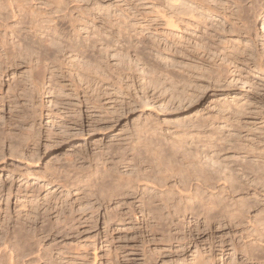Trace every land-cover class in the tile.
I'll use <instances>...</instances> for the list:
<instances>
[{"label": "rangeland", "instance_id": "1", "mask_svg": "<svg viewBox=\"0 0 264 264\" xmlns=\"http://www.w3.org/2000/svg\"><path fill=\"white\" fill-rule=\"evenodd\" d=\"M57 1L59 2L60 0H40V3L43 5H39L40 3H37L36 6L37 5L38 7L41 6L43 9L41 7L40 8L34 7V8H37L35 9L36 11L45 10L46 12H50L53 16H60L58 14L60 11L57 10L58 9L57 6L59 7V3ZM63 1L65 4V5L63 4V6L67 9V11H70V15L72 14L71 16L73 18L75 17L74 21L75 19L77 20V22L80 21V23H78L76 27L79 33L81 34V36L83 34L84 36L86 35L85 25L83 24L84 23L83 18L84 20L85 19L93 20V17L95 20L96 18L97 21H95V23L98 26L99 24H97V22L100 21L98 20L99 19L98 17L104 15L108 19H113V17L115 18L126 17L129 22L131 21V23L136 24L137 28H140L139 26L141 24V27L143 26L144 29L150 31L155 36L162 38L167 36L169 37V29L164 27L165 26V24H163L164 22L158 18L159 16L157 14L158 11L155 10L157 9L156 6H160L158 7L159 9H164L168 5V3L166 2L168 0L166 1L164 0H63ZM209 1L210 0L207 1L209 3V6L210 7L212 6L213 8L212 7L210 8L207 5L208 3L206 4V0L205 2L203 1L205 3V8L209 7L211 12H213L214 15L212 14L211 16H214L216 18V22L218 23L217 26L220 27L210 26L208 30L211 31L213 34L219 36L220 40L222 39L221 42L220 41L216 42L215 47L219 48L222 47L225 43H227L226 46L229 45L231 47L233 45V47H235L236 49H233V51H235V52L232 51L233 54H231L233 58L230 57L231 56L230 55L227 64L224 61L222 62L223 57L221 58L220 55H218L220 58L218 57L209 58L207 56V58L204 59L208 60V62L206 60H205L206 62L200 61V63L204 67L201 65L202 69L201 68L199 69L198 67H200V65L196 64V62H198V58L197 60L192 59V62L194 61L193 63L198 65V67H196V65L193 64V66L191 67L192 70L189 69L188 71H186L184 77L187 78V76H190L191 83H193L191 85L192 87L194 86L193 88L191 86L189 87L188 85L187 87L188 89H186V87L184 86L185 84L181 85L183 83L181 84L179 83L181 87L178 84L176 86H173V88L176 89V93H173L175 92L174 91L175 89L174 90L169 89L167 82H164V77H165L164 75H166L167 69L165 68V66L162 69L161 66L163 64L162 61H159V63L156 62L155 64L153 63V61H151L154 65H156V67L154 66V68L158 67L162 69L160 70L162 73L160 71H157L158 68L153 69L152 66V69L155 70L153 72V70L149 66L148 69L151 70H149V72L145 71V73L146 74L148 73L147 74L148 76L149 74H152V76L148 77L145 74L147 80H145L144 82V86H149V87L147 88L143 86L144 88H142L141 73L138 74L139 71L136 70L134 64L132 63L130 64L131 59L130 61H128L129 59H126L125 63L127 64L123 62L122 65V64H117L115 61H113L112 59L110 60L108 58V61L107 60L106 61L109 63L110 66L109 68L111 70L110 72L113 73L114 76L109 72V70L108 71L104 70V72L99 73L98 75L99 78L96 77L97 75H92L91 77L93 79L91 78L90 82H88L87 84V81L85 82V80L78 82L79 81L78 79L75 80V78L73 76H70L69 73L68 75L67 74L68 71H66L68 69H66L65 65H62V67L61 65H58L60 68L55 67L56 71L54 70V74L58 75V76L55 75V79L57 80V81L55 80L56 81L55 83L57 84L54 86L56 88L52 87V90L50 89V85H49L50 83L47 82L48 81L47 79H50L48 78L50 76L47 77V75L49 74L46 73L43 96L38 95L34 98L35 100L33 99L30 102L25 101L23 98L20 99L19 97V99H17L16 102L17 93L11 94V87L13 85V81H14L13 79L15 80L26 79L27 75L25 73H27L28 71V67H26L27 66L26 62L23 61V58L15 59L16 61L20 60L18 62L19 63L18 68L20 70L18 68L14 70L13 69L14 67L12 68H10L9 66L6 67L5 63L0 65V70L1 69L7 70V71L4 70L0 71V81L3 83L2 84L0 82L1 83L0 84V89H1L0 90V98H1L0 99V104H1L0 131H3L2 135L3 133L5 134L3 135L5 139L3 138L2 135H1L2 140L0 137V145L2 144V146H4L3 148L2 146H0V148L3 149V150L0 149V236L1 237L4 235V232L11 233L14 231L12 229H14L15 227H16L15 229H18L17 225L19 226L21 224L19 228L20 227L24 228V225H26L24 228L25 231L24 230L23 231L28 233L29 235H32L31 232H34L32 237L33 236L35 237L34 234L38 236L37 239L40 242L39 247L40 248L42 247L41 249L43 250L46 249L47 251L46 254L48 255V257L54 260L53 264H195L194 258L197 256L198 252H201V255L204 257L205 264H260L259 261L247 260L246 256H244L243 254V252H245L246 250L243 249L244 248L243 246L245 244L248 246H253V244H255L254 242H252L253 238H249L250 240L248 238H247L248 240L246 238L244 239L243 235L238 232V229L235 228L234 229L229 228V230H225L224 235H226L225 239L228 241V243L230 244L231 242H233L237 246L238 250L237 249L234 250L236 246L233 248L234 245L232 247L228 245L226 249L223 251L219 247H217L214 253L211 254L210 251H208L210 250L209 246L204 245L205 242L209 240V237L205 235L206 238L205 236H202L203 239L202 242H200L198 248L196 247V245L194 246L192 244L191 246H189L188 251L184 252V250H182L184 249L183 248L184 244L190 239L191 235L194 234L196 236L198 232L196 229L198 228L195 219L192 218V216L188 215L184 219L175 216V211L177 210V205L180 200L177 198L174 199V196L172 195H169L167 197V202H162V201L155 202L153 207L158 209V211H160V214H157L156 217L158 216V218H154L153 221L152 219H150L151 216L150 218L149 216L145 218L143 217L144 215L142 214V211H144L145 209L144 208L142 209V203L138 198L139 196L138 197L134 196V198H123L124 196L121 197V195L127 191L126 185H128V184L123 185V183H127L128 180V179L127 180H123V179H126L128 177L129 178L131 177V179L134 178V176L138 174L137 170L141 174L149 175L153 180H155L157 179L159 172L161 173V171H164L167 167L180 165L179 157L176 159L177 162H174V159L170 161L168 160L162 161L161 157L156 156L157 153L156 151H153L150 148L147 149L146 147L151 146V148H154V146L157 145V142L168 143L170 142V140L173 143H177L181 140V138L183 137V133L185 132V129H188V127L189 130H191L195 134L196 132L195 125L197 124V122L200 121V120L197 121L198 118L199 119L201 118L202 120L205 117L209 116L205 119H210L213 117V115L218 113V111L220 112L221 109L219 107L218 102L220 103L222 102L223 105H225L224 103H226V105L228 106L231 105L232 107L230 106L229 109L231 110L229 111L228 108L223 110L224 112L227 110L229 113L228 112L224 113L221 110L222 113L220 112L221 114L218 113V116L216 117L217 115L216 114L214 117L218 118L221 116L224 118H228V116L231 114L229 116V119L233 120V123L237 122L234 124L237 125L238 129L239 127L242 126V130L241 128L239 129L241 133L240 140L242 144L244 142V144H247L246 146H252L253 148L256 147L255 149L258 150L261 149L262 145L264 146V138H262L263 136H260L262 135V133L261 134L259 133V130L260 132L264 131V72H263L264 63H262L264 62L263 60L264 59V0H239L240 2L238 0L235 1L211 0L210 2ZM225 1L226 4L225 3L223 4V2ZM236 1H238L237 2L238 4L237 3L235 4ZM199 2L201 1L199 0ZM191 4L192 3H190L189 1L182 2L181 0H178L177 2V5H180L179 9H182V7L183 8L197 7L196 5L194 4L191 5ZM32 5L33 3L30 2L27 3V5H25V11H27L29 7H31ZM92 5L93 7L94 6L95 7L93 8ZM217 5L219 6L217 7ZM231 5L234 6L232 7ZM214 7L216 8V10ZM87 8L89 11L87 10ZM91 8H93L94 11ZM238 8L241 9L239 10ZM79 10L82 11L83 13L82 12L79 13ZM86 10L88 11L87 14H85ZM100 10L103 12H100ZM226 10H228L229 12L228 11L226 12ZM154 11L156 13H154ZM200 11L201 9L198 11V13L202 14V11L201 12ZM106 13L108 14L106 15ZM112 13L113 14L118 13V14L113 16ZM203 13L205 16L204 19L207 18L208 20H210L211 16L209 18L206 12ZM236 13L238 15H236ZM30 14L31 16L29 14H28L29 16L28 15L21 16L20 14L15 16L12 20H10L9 25L12 24L10 26H12L14 30L22 29L24 31L23 33L30 32V30H32V27L38 25L40 21L38 19V24L34 23L32 20L36 18L35 17L36 15L32 13ZM83 14L86 16H84ZM224 15H230V16H224ZM71 16H69V19H71ZM128 16L131 17L129 18ZM154 18L156 19V21ZM198 18L199 17H197V19ZM226 18H228L229 21ZM199 20H203V19L200 18ZM147 21L149 24L147 23ZM230 21L232 22L233 25L230 24L231 23ZM15 22L18 23L20 22V24L19 25L15 24ZM69 22L70 21L67 19V21L65 20V23L64 21L60 23L61 28L64 29L65 32L66 31L70 32L71 30L70 27H68ZM195 22L197 23V20ZM220 23L222 24V26L224 24V26L222 27ZM199 24L200 27H204V25L202 26L201 22ZM156 26L159 27L157 28ZM216 28L220 30H216ZM154 30H156V32ZM83 31L85 32L83 33ZM194 31L198 32V29H195ZM220 31L223 32L228 31L229 33H225V32L221 33ZM31 35L32 34H30V37H32ZM235 37H237V41ZM232 38L236 42L235 41L233 42ZM224 40L227 42H225ZM222 42L225 43L223 44ZM228 42L231 43L228 44ZM243 43L245 46L243 45ZM236 50L237 53L239 52L238 54H234L236 53ZM255 50H257L258 52ZM190 53L193 54V52H189V54ZM261 53L262 55H260ZM257 54L260 57L262 56L263 57L260 58ZM162 56L165 55L162 54ZM248 57L250 59H248ZM212 58L214 60H217L216 63L214 60H212ZM22 61L25 63H23ZM219 61L222 62L221 66L217 64L220 63ZM255 61L256 62L261 61L259 63H261L263 66L261 64L258 65V63H255ZM211 62H214L213 63L214 65H212ZM112 63L116 64L117 67H115L116 65L114 66V64ZM158 64L161 67L157 66ZM255 64L257 65L255 66ZM211 65L215 66L217 69L220 68L217 71H221L222 70L221 68L225 65H227V67L229 66L228 67L229 69L225 66L224 67L225 69H223L222 71L224 72L225 70L224 73L226 74L222 72H218L219 74L221 73L219 75L217 71L214 70L216 68L211 67ZM235 65L238 67L240 66L239 69L238 68L236 69ZM1 66L3 68H1ZM126 66H128L130 69H128ZM258 66H262L261 68L263 69V71ZM26 68L27 71H25ZM61 69L64 70L63 72L66 71L65 73H62V75L59 74L62 72ZM118 69H120V73L118 72ZM124 69H128L129 71L132 70L134 72L136 71L137 73L136 72H135L136 74L132 73V71L131 73L130 72L127 73V70L125 71ZM116 70L117 72H115ZM193 70H195V72ZM210 70L215 71L218 74L217 77L219 76V79L215 81L216 83L210 78V76H208L209 75L208 71ZM247 70L248 72H246ZM174 71H175V75H178L180 73L177 69ZM203 71H206L207 73ZM251 72L253 73V75ZM108 73H110L112 76H110V74ZM154 73L155 75L153 76ZM234 73L237 75H234ZM132 74L135 78L132 76ZM143 74L144 73H142V75ZM244 74L247 75L244 76ZM65 75L66 77L64 79ZM102 75L107 76L106 79L104 77L101 80L100 77H103ZM151 77H152L151 79L152 82L150 80ZM199 77H201L202 79L205 78L207 82L203 81ZM71 78L74 79L72 80L74 81L73 84L72 81H70ZM116 78H120V79H116ZM131 78L133 79L132 81ZM123 79H126V81ZM153 79L156 80L158 79V81L154 80L155 82L153 83ZM116 80H118V82ZM161 80H163L162 81L163 83H160ZM209 80L210 83L208 82ZM119 81H124V82H122L123 84L121 83L119 84ZM227 81L230 84H228ZM247 81L249 82L248 84L249 86L247 85L248 83ZM133 82L135 84H133ZM147 82L150 85H148ZM213 82L215 83V85H213ZM221 82L222 83L224 82L223 83L224 85ZM233 82L235 84H233ZM74 83L76 84L74 85ZM89 83L91 86L89 85ZM200 83L202 86L198 85ZM217 83L218 85H216ZM196 84L198 85V87H196L197 86ZM210 84L213 85L214 87L211 86ZM220 84L223 86H219ZM78 85L81 88L78 87V89H76ZM226 85L227 87H225ZM216 86L217 87L219 86L220 88L218 87V90H216L215 89L217 88ZM260 86L263 89L259 88ZM73 88L74 90L76 89L75 92ZM196 88L197 89L199 88L198 89L199 91ZM141 89L143 90L141 91ZM182 89L184 90V92L182 91ZM180 90L183 93H181ZM46 91H51V92H46ZM64 92H66L67 94ZM85 92L86 93L88 92V94L86 95ZM188 92L189 94H187ZM64 94H66V96ZM144 94L146 95L148 94L149 96L148 95L144 96ZM182 94L185 97L182 96ZM52 95L55 96L52 97ZM58 95H60L61 98ZM200 95H204V96H200ZM56 96H58L59 98ZM10 97H12V99ZM55 97L57 98V100H55L56 99ZM69 97L71 98V100ZM219 97H221V99H219ZM3 98L4 99L6 98L7 100L6 99L4 100ZM8 99L10 101H8ZM153 99H155L156 101ZM235 99H237V101ZM215 100H217V103ZM212 101L214 102V104L212 103ZM1 102H3V104ZM32 102L35 103L38 107V108L36 107L37 108L36 109L35 108L36 105L34 106L35 110H37L34 113H32L33 109L31 108L33 105ZM238 102L239 103L242 102L243 105L247 107L245 108L243 106V108H241L242 103L239 104ZM14 103L17 107H15ZM22 103L25 104L28 103V104L24 105ZM234 103L238 107H236ZM21 105H23V107H21ZM51 105H52L51 107L52 109L49 108L48 111V107H50ZM55 105L58 106L55 107ZM24 106L25 109L28 108L29 110L23 109ZM215 106L217 107V109ZM39 107H42L41 108L42 110ZM153 107H155L154 108L155 110L153 109ZM235 107L237 109L241 108V110H237V109L235 110L234 109ZM212 108L215 109L213 110ZM19 109L21 112L19 111ZM242 109H243V113H242ZM23 111H26V113L28 112V114H25V112ZM13 112L16 114H13ZM57 112L60 114H58ZM80 112L82 115L80 114ZM239 112H241L240 116H239ZM31 114L33 115L35 114V117L37 118H34V116ZM58 115H60V117H58ZM80 115L82 118H80ZM16 121H18V123H16ZM90 121H94V122H90ZM87 122L90 123L88 124ZM11 124L14 126H12ZM190 124L195 128L193 127V129H191L192 127ZM150 129L151 130L156 129L158 131L155 130L156 133H154L153 130L150 132ZM145 130H146V134L144 132ZM147 130L149 131L150 136L149 133H147ZM5 131L8 132L9 134L11 133L12 135H14L16 139L14 138L15 140L13 139L12 141L13 136L11 137V134L10 135L8 134V136L10 137L6 136ZM67 132L68 134H64ZM246 132L248 133L247 134L248 136L246 135ZM242 134L244 135V139L242 137L243 136ZM154 135L155 136L157 135V137H155ZM160 136H162L163 140H161ZM163 136H165L166 138ZM6 137H8V139ZM143 138L146 140L145 143L143 142L144 140ZM157 138L158 139L160 138V141ZM245 139H247V141ZM10 140L12 143L10 142ZM154 140L155 141L157 140V142H154ZM15 141L17 142L16 144L14 143ZM151 142H154L155 144ZM146 143L148 145H146ZM11 144L14 148L17 147L15 149V153L13 151L14 148L11 147ZM151 144L154 145L152 146ZM257 144L259 146H257ZM263 146L261 150L264 149ZM16 150L18 153L16 152ZM11 152L13 153L12 155ZM22 152L23 154H21L22 156H20L19 153ZM126 166H127L126 169L129 168L128 170L125 169ZM131 172L132 173L134 172L133 173L134 176L131 175L132 174ZM122 181L124 182L122 183ZM134 182H136V180ZM173 183L174 182H171L170 185ZM120 184L126 188L124 189V187H120ZM144 187H149V191H150L149 193L152 195L159 194V192H157L158 190L153 189V187L150 186L149 184L144 185ZM120 188L123 190L121 191ZM17 191H19V193ZM117 191L118 192L121 191V192L118 193ZM115 194H119V197L116 198V196L118 195ZM110 195H111V199H110ZM254 200H257L261 204L257 203V207L255 206L256 210L251 209L249 211L253 216L258 214L257 213L258 210L261 212L262 209H264V195L262 194L255 196L249 195L248 201L253 204H256ZM129 204H131V206ZM132 205L134 206V208ZM129 206L132 207V209ZM179 206H181V203ZM133 209L138 214L137 215L138 220H136V218H133L134 216H132L133 213H131V211ZM107 212L110 214H108ZM262 213H263L262 216H264V211H262ZM65 217L69 219H66ZM58 218L60 223L59 221H57ZM40 220L42 221V223H40ZM62 220L67 221L70 224L68 226L71 227H69L68 229V226L66 227L65 223H63L64 225H61ZM71 220L73 221V224ZM56 222L59 223L60 225L57 226L58 224H56ZM11 225L15 227L12 228ZM30 227L32 228L30 229ZM33 227H35V229ZM26 228L28 229V232ZM71 228L73 229L72 231L70 230ZM41 229H43L42 232L40 231ZM215 229H217V227L213 226L214 232H216ZM59 231H61V234ZM65 235H67V237ZM44 237L46 239H44ZM173 237L175 239H173ZM40 239L41 240L44 239L42 240L43 242ZM62 242L64 243V245ZM52 245L53 247H51ZM47 247H51L53 251L51 249L49 250V248ZM38 264H42V263H38Z\"/></svg>", "mask_w": 264, "mask_h": 264}, {"label": "bare ground", "instance_id": "2", "mask_svg": "<svg viewBox=\"0 0 264 264\" xmlns=\"http://www.w3.org/2000/svg\"><path fill=\"white\" fill-rule=\"evenodd\" d=\"M164 1H166V0H164ZM181 1L182 2L183 1L184 2L189 1L190 3L196 5L197 7L196 8H187V7L183 8L181 6L182 9H179L180 5H177L178 0H168V1H166L168 3V5L164 9H159L158 7H160V6H156V8L159 9V10L155 9L156 11H158L157 12V14L159 15L158 18L161 21L164 22L163 23V24H165L164 27L169 29V37L167 36V37L162 38V37H158V36L153 35L150 31H147L146 29H144L143 26L141 27V24L139 26L140 28H137L136 24L131 23V21L129 22L126 17L125 18H119V17L115 18V17H113V19L115 18L113 20V19H108L104 15L98 17L99 18L98 20H100L99 22H97V24H99L98 26L95 23V21H97L96 18H95V20H94V17H93V20L92 19H85L84 20V18H83L84 23L83 22H81V23H83L85 25L86 35L84 36V34H83L82 35L83 37H82L81 34L79 33V31L77 30V27H76V25L78 23H80V21L77 22L76 19L74 21L75 17L73 18L71 16L72 14L70 15V11H67V9L63 6V4H64L63 0H60L59 2L57 1L59 3V7L56 5L57 8H58L57 10L60 11L58 13L60 16H53L50 12H46L45 10L44 11L37 10V11H39V12H37L35 10L37 8H34V7H38V5L36 6V4L40 3V0H0V65L5 63L6 67L7 66H9L10 68L14 67L13 69L15 70V69H17L19 67V63L18 62L20 61V60L16 61L15 59L23 58V61L26 62V65H27L26 67H28V71H27V68L25 70V71H27V73H25L27 75L25 80H22V79H16L15 80V79H13L14 81H13V85L11 87V94L12 93L13 94L17 93L16 94V96H17L16 102H17V99H19V97H20V99L23 98L25 101H29L30 102L38 95L43 96L44 95V88H45L44 81H45L46 73L49 74V75H47V77L50 76V77H48L50 79H47L48 80L47 82L50 83L49 84L50 85V89L52 90V87L54 88L55 87L54 85L57 84V83H55L57 80L55 79V75L56 74H54V70H55V67H59L58 65H61V67H62V65H65L66 69H68V70L65 69L66 71H68L67 74L69 73L70 76H73L75 78V80L78 79L79 80L78 82H81V81L85 80V82L87 81V84H88V82H90V80L92 78L91 77L92 75H97L96 77L99 78L98 75H99L100 72L102 73V72H104V70H107V71L109 70V72L111 71L110 68H109L110 67L109 63L107 62L108 58L110 60L112 59L117 64H122V65H123V62L125 63L126 59H129L128 61H130V59H131L130 64L131 63L134 64V67L136 68V70L139 71L138 74L141 73V80H142V85L141 86H142V88H144V87L148 88L149 87V86H144V82H145V80H147L146 77H145V74H146L145 71L149 72V70L152 69V66H153V69H157L158 67L154 68V66L156 67V65H154V64L156 62L159 63V61L163 62V64L161 65L162 69H163L164 66L167 69V71L165 70L166 71V75H164L165 77L164 76H162V77H164V82H167L169 89L174 90L175 88H173V86H176L177 84L180 86L181 83H183L181 85L185 84L184 86L186 87V89H188L187 88L188 85H189V87L190 86L192 87L191 84H193V83H191L190 76H187V78L184 77L185 76V72L188 71L189 69L192 70L191 67L193 66V64H195V63H193L194 61L192 62V59H194V60L196 59L197 60V58H198V62H196V64L200 65V67H198V65H196V64L195 65L199 69L203 66L200 63V61H202V62H206L207 61L208 62V60L204 59V58H207V56L209 58L210 57H218V58H220V57L222 58L223 57L222 62L224 61L227 64L229 56L231 54H233V52H235V51H233V49H236V48L233 47V45L231 47L229 45L226 46L227 43H225V42H227V41H225V40H224L225 44L223 42L222 43L224 45L221 44V45H223L222 47H219V48L215 47L216 42L217 41L221 42L222 39L220 40L219 36H217L216 34H213L211 31L208 30L210 28V26H217L218 25V23L216 22V18L214 16H211L213 14V12H211V10L209 9L210 6H209V3L207 2L208 0H206V4L208 3L207 5L209 6L207 8H205V3H204L205 0H203L204 2L202 0H200L201 2H199V0H181ZM226 1L223 2V4L224 3L226 4ZM238 1H236L235 4ZM29 2L33 3V5L31 7H29V9L27 11H25V5H27V3H29ZM94 4H96V3H94ZM39 5H43V4L40 3ZM186 5H187V3H186ZM188 5H190V4H188ZM213 5H215V4H213ZM218 6L219 5H217V7ZM40 7L41 6H39L38 8H40ZM92 7H93V5H92ZM103 7H101V8H103ZM153 7H155V6H153ZM236 7H237V5H236ZM93 8H91V9L93 10ZM101 8H99V9H101ZM76 9H77V7H76ZM97 9H98V7H97ZM200 9L202 11V14L198 13V11ZM238 9L240 10L241 8H238ZM87 10H88V8H87ZM87 10H86L85 14H87V12L89 11V10L88 11ZM215 10H216V8H215ZM228 10H226V12ZM95 11H98V10H95ZM109 11H107V12H109ZM80 12H82V11L79 10V13ZM100 12H103V11L100 10ZM203 12H206L208 14L207 16L209 18L211 16L210 20H208L207 18L204 19L205 16H204ZM30 13L36 15L35 16L36 18H34V20H32L34 23L38 24V19L40 20L38 25L32 27L33 31L30 30V32H28V33H26V32L23 33L24 31L22 29H18V30L15 29L14 30L12 28V26H10L12 24L9 25L10 20H12L15 16H17L19 14L21 16H25V15L27 16L28 14L31 16ZM154 13H156V12L154 11ZM107 14L108 13H106V15ZM117 14H113L112 13L113 16L117 15ZM240 14H241V12H240ZM236 15H238V14L236 13ZM69 16H71V19H69ZM84 16H86V15H84ZM89 16H90V14H89ZM224 16H230V15H224ZM197 17H199V18L197 19ZM231 17H232V15H231ZM200 18H202L203 20H199ZM238 18H240V17H238ZM67 19L70 21L69 22V26H68L71 29L70 32H68V31L65 32V30L62 29L61 26H60V23L63 22V21L65 23V20L67 21ZM78 19H80V18H78ZM226 19L229 21L228 18H226ZM196 20H197V23L195 22ZM219 20H218V22H219ZM148 21H149V19H148ZM148 21H147V23H148ZM155 21H156V19H155ZM200 22H201L202 26L204 25V27H200V24H199ZM139 23H138V25H139ZM15 24L19 25L20 22L19 23L15 22ZM230 24H232V22ZM230 24H229V26H230ZM157 25H158V23H157ZM220 25L222 26L221 23H220ZM232 25H231V27H232ZM223 26H224V24H223ZM156 27L158 28L159 26H156ZM217 27H220V26H217ZM195 29H198V32L194 31ZM216 30H220V29L216 28ZM225 30H226V28H225ZM154 31L156 32V30H154ZM84 32L85 31H83V33ZM220 32L222 33L223 31H220ZM225 33H229V32L226 31ZM30 34H32L31 35L32 37H30ZM230 34H232V33H230ZM235 38H236V41H237V37H235ZM232 40H233V38H232ZM234 41L235 40H233V42ZM220 42H218V43H220ZM229 43H231V42H228V44ZM239 43H236V44H239ZM244 43H243V45H244ZM242 49H243V47H242ZM255 49H256V47H255ZM248 51H249V49H248ZM255 51H257V50H255ZM187 52H188V54H187ZM189 52H193V54L192 53L189 54ZM240 52H242V51H240ZM238 53H237V50H236V53H234V54H238ZM162 54H164L165 56H162ZM130 55H132V56H130ZM218 55H220V57ZM260 55H262V53ZM230 57H232V55ZM249 57H248V59L251 58V57L250 58ZM259 57H258V59H259ZM262 57H260V58H262ZM212 60H214V59L212 58ZM151 61H153L154 64ZM214 61L216 63L217 60H214ZM25 62H23V63H25ZM222 62L217 63V64H219L221 66ZM259 62H261V61H259ZM259 62L255 61V63H258V65H260L261 63H259ZM211 63H212V65H214L213 64L214 62H211ZM262 63H264V62H262ZM112 64H114V63H112ZM125 64H127V63H125ZM115 65L116 64H114V66ZM212 65H211V67L216 68L215 66H212ZM256 65L257 64H255V66ZM2 66H1V68H3ZM21 66H23V65H21ZM149 66L151 67V69H148ZM157 66H159V64ZM161 66H159V67H161ZM225 66L227 67V65H225ZM225 66H223L221 69L222 70L225 69L224 68ZM233 66H232V69H233ZM262 66H258V67L261 68ZM115 67H117V65ZM126 67L128 69H130L128 66H126ZM207 67H209V66H207ZM239 67L236 66V69L237 68L239 69ZM10 68H8V69H10ZM135 68H134V70H135ZM263 68H264V66H263ZM120 69H118L119 73H120ZM128 69H124V70L125 71L127 70V73L128 72L131 73L132 70L129 71ZM162 69L158 68L157 71H160ZM176 69L180 72L178 75H175V71L174 70H176ZM194 69H195V67H194ZM218 69H220V68H218ZM218 69L216 68L214 70L217 71ZM3 70L1 69L0 71H3ZM112 70H114V69H112ZM222 70L221 71H217V73L218 72L224 73L225 70H224V72ZM4 71H7V70H4ZM59 71H60V69H59ZM63 71L64 70H62V72L59 73V74L62 75V73L66 72V71L65 72H63ZM142 71H144V72H142ZM154 71L155 70H153V72ZM193 71L195 72V70H193ZM262 71H263V69H262ZM115 72H117V70ZM135 72L132 71V73H135ZM203 72H206V71H203ZM208 72H209L208 76H210V78L214 82L219 79V76L217 77V75L219 73L217 74L213 70H210ZM246 72H248V70ZM110 73H108V74H110ZM142 73H144V74L142 75ZM235 73H234V75H237ZM111 74H113V73H111ZM111 74H110V76H112ZM147 74H146V76H148ZM224 74H226V73H224ZM224 74H222V75H224ZM68 75H67V77H68ZM106 75H107V73H106ZM115 75H117V74H115ZM154 75H155V73L153 74V76ZM231 75H233V74H231ZM239 75H240V72H239ZM246 75L244 74V76H246ZM252 75H253V73H252ZM56 76H58V75H56ZM102 76L103 77H100L101 80H102V78L105 77V79H106V77H107V76H104V75H102ZM113 76H114V74H113ZM132 76H133V74H132ZM149 76H152V74H149ZM158 76H160V75H158ZM17 77H15V78H17ZM19 77H22V76H19ZM65 77H66V75L64 76V79H65ZM195 77H198V76H195ZM199 78H201V77H199ZM238 78H240V77H238ZM116 79H120V78H116ZM126 79H123V80L126 81ZM151 79H152V77L150 78V80ZM204 79H202V80L206 81V79L205 80ZM68 80H70V79H68ZM72 80H74V79L71 78L70 81H72ZM132 80L133 79L131 78V81ZM134 80H136V79H134ZM154 80H156V79H153V83L155 82ZM210 80L208 81L209 83H210ZM116 81L118 82V80H116ZM116 81H115V83H116ZM156 81H158V79ZM162 81L163 80H161L160 83H163ZM73 82L74 81H72V84H73ZM94 82H96V81H94ZM113 82H114V80H113ZM122 82H124V81H119V84L120 83L123 84ZM151 82H152V80H151ZM214 82H213V85H215V83H216V82L215 83ZM229 82H230V79H229ZM234 82H233V84L236 83V82L235 83ZM76 83H77V81H76ZM76 83H74V85ZM227 83H228V81H227ZM239 83H240V81H239ZM69 84H71V83H69ZM133 84H135V83L133 82ZM228 84H230V83H228ZM248 84H249V82L247 83V85ZM59 85H62V84H59ZM89 85H90V83H89ZM130 85H128V86H130ZM148 85H150V84L148 83ZM159 85H161V84H159ZM198 85H201V83L198 84ZM198 85L196 87H198ZM213 85H211V86H213ZM216 85H218V83ZM223 85L220 84L219 86H223ZM227 85L225 87H227ZM8 86H10V85H8ZM184 86H182V87H184ZM229 86H231V85H229ZM235 86H237V85H235ZM78 87H80V86L78 85L76 89H78ZM218 87L215 88V89L218 90ZM47 88H49V87H47ZM74 88H75V86H74ZM74 88H73V90H74ZM82 88H83V86H82ZM147 88H145V89H147ZM259 88H261V86ZM76 89L74 90V92L76 91ZM183 89H182V91L184 92ZM221 89H223V88H221ZM261 89H263V88H261ZM142 90L143 89H141V91ZM172 90H171V92H172ZM145 91H144V93H145ZM174 91L175 92H173V93H176V89ZM46 92H51V91H46ZM83 92H84V90H83ZM180 92H181V90H180ZM183 92H181V93H183ZM64 93H66V92H64ZM178 93H179V90H178ZM203 93H205V92H203ZM203 93H201V94H203ZM66 94H64V95L66 96ZM87 94H88V92L86 93V95ZM187 94H189V92ZM55 95H56V93H55ZM145 95L146 94H144V96ZM172 95H174V94H172ZM190 95H191V93H190ZM54 96L52 95V97H54ZM58 96L60 97V95H58ZM58 96H56V97H58ZM182 96H184V95L182 94ZM200 96H204V95H200ZM10 98L12 99V97H10ZM65 98H67V97H65ZM219 99H221V97H219ZM55 100H57V98ZM70 100H71V98H70ZM153 100H155V99H153ZM235 100L237 101V99H235ZM8 101H10V100L8 99ZM13 101H14V99H13ZM151 101H152V99H151ZM215 101L217 103V100H215ZM22 102H24V101H22ZM242 102H240V103H242ZM1 103L3 104V102H1ZM19 103H21V102H19ZM89 103H90V100H89ZM212 103L214 104L213 101H212ZM218 103H219V107H220V109L222 111L227 109V108H228V111L231 110V109H229L231 105L228 106V105H226V103H224L225 105H223L222 102H221L222 104L220 102H218ZM22 104L27 105L28 103H26V104L22 103ZM14 105H15V103H14ZM35 105L36 104L33 103L32 107H31L33 109L32 110L33 112L31 111L32 113L37 111V110H35L37 105L36 106ZM52 105H53V103H52ZM52 105L50 107H48V111H49V108L52 107ZM34 106H35V108H34ZM57 106L55 105V107H57ZM235 106H236V104H235ZM243 106L244 105L242 103L241 104V108H243ZM15 107H17V106L15 105ZM21 107H23V105H21ZM45 107H47V106H45ZM151 107H152V105H151ZM236 107H238V106H236ZM236 107L234 108L235 110L237 109ZM13 108H12V110H13ZM39 108L41 109L42 107H39ZM154 108L155 107H153V109ZM241 108L237 109V110H241ZM23 109H25V106H24ZM27 109H25V110H27ZM216 109H217V107H216ZM221 110H220V112H221ZM19 111H20V109H19ZM86 111H87V109H86ZM228 111L226 110L225 112L227 113ZM23 112H25V114H28V112L26 113V111H23ZM214 112H216V111H214ZM220 112L218 111V113H220ZM218 113H216L217 115L215 114L216 117L218 116ZM240 113L241 112H239V116H240ZM242 113H243V109H242ZM244 113H245V111H244ZM13 114H16V113L13 112ZM58 114H60V113H58ZM80 114H81V112H80ZM212 114H214V113H212ZM31 115H33V114H31ZM78 115H79V113H78ZM81 115H80V118H82ZM215 115H213V117ZM232 115H233V113H232ZM234 115H237V114H234ZM33 116H34V118H37V117H35V114ZM37 116H40V115H37ZM89 116H90V114H89ZM229 116H228V118H224V117L220 116L221 118L220 117H218V118H215V117L213 118L212 117L210 119H205V118L209 117V116H207V117H205L202 120H201V118L200 119L198 118L197 121H199V120L200 121L199 122L196 121L197 124L195 125V127H196L195 134L191 130H189V127L187 126L188 129H185V132L183 133V137L177 143H173L170 139H169L170 142L167 141L168 143H165V142H162V143L159 142L158 143L157 140L156 141L154 140V142H157V145H155L154 148H151V146H148V147L145 146L147 149L150 148L153 151H156L157 152L156 156L157 157H161L162 161H164V160L170 161V160L174 159V162H177L176 159L179 157L180 158V165L167 167L164 171H161V173L159 172V174L157 176V179H155V180H153L151 178V176H149V175L141 174L138 170H137L138 174H136V176L133 175L134 172L133 173L131 172L132 173L131 175L134 176V178H132V179H134V180H132L131 177L130 178L128 177L126 179L122 178L123 180H127L128 179L127 183H123L124 181H122L123 185H125V184H128V185H126V187H127L126 188V187H124V186H122L120 184V187H124V189L126 188V190H127L125 193H123V192H122L123 194L121 193L122 194L121 197L124 196L123 198H134V196L135 197L139 196L138 198L140 199V202L142 203V209L143 208L145 209L144 211H142V214L144 215L143 217L145 218V217L149 216V218H150V216H151L150 219H152V221H153L154 218H158V216L156 217V215L160 214V211H158V209L153 207L155 202L156 201L167 202V197L169 195H172V196H174V199L177 198V199L180 200L178 202V205H177V210L175 211V216L183 218V219L186 216H188V215L192 216V218L195 219V222H196V225H197V228H198V229H196L198 231L196 236L194 234L191 235L190 239L189 240L187 239L188 241L184 244V247L182 246L184 248V249H182V250H184V252L185 251L187 252L189 246H191L192 244L194 246L196 245V247L198 248L200 242H202V239H203L202 236H205V235H207L209 237V240L206 241L204 245L205 246L206 245L209 246L210 250H208V251H210L211 254L214 253V251H215V249L217 247H219L222 251L225 250L228 245L231 246V247L234 245L233 246V248H234L236 245L233 242H231L230 244L228 243V241L225 239L226 235H224V231L225 230H229V228H231V229L235 228V229H238V232L243 235L244 239L245 238L246 239L247 238L248 239L249 238H253L252 242L255 243V244H253V246H248L246 244H245L246 246L245 245L243 246L244 247L243 249L244 250L246 249L245 250L246 253L243 252V254H244V256H246L247 260H249V261H259L260 264H264L263 263L264 262V216H262V214H263L262 211H264V209H262L261 212L258 210L257 213L258 214L260 213V214L259 215L257 214L255 216H253L249 211L251 209H255L256 210L255 206L257 207V203L261 204L260 202L257 201L258 198H260V197H258L257 200H254L256 202V204H253V203L248 201L249 195H254V196L255 195H261V194L264 195L263 194L264 193V191H263L264 190L263 189L264 188V149L261 150L263 145L261 146V149L258 150V149H255L256 147L253 148L252 146H246L247 144H244V142L242 144L241 140H240L241 139V133L239 131L240 128L242 130V126L239 127V129H238L237 125L234 124V123H237V122L233 123V120L229 119ZM239 116H238V118H239ZM58 117H60V115H58ZM234 117H237V116H234ZM87 118H88V116H87ZM9 120H10V117H9ZM32 120H33V118H32ZM90 122H94V121H90ZM16 123H18V121H16ZM7 125H8V122H7ZM35 125H36V123H35ZM5 126H6V124H5ZM12 126H14V125H12ZM32 126H33V124H32ZM238 126H239V123H238ZM191 127H192L191 129H193L194 126L191 125ZM67 130H69V129H67ZM152 130L150 129V132ZM155 130H153L154 133H156ZM156 131H158V130H156ZM0 132H1L0 133V137H1L3 131H0ZM144 132L146 134V130ZM254 132H256V131H254ZM263 132L264 131L260 132V130H259V133L260 134L262 133V135H260V136H263L262 138H264V133ZM147 133H149L148 130H147ZM8 134L9 133L6 132V136H8ZM64 134H68V132L64 133ZM145 134H144V137H145ZM247 134L248 133L246 132V135ZM251 134H253V133H251ZM3 135H5V134L3 133ZM149 136H150V133H149ZM8 137H10V136H8ZM8 137H6V138L8 139ZM11 137H12V141H13L15 136L11 134ZM155 137H157V135ZM160 137H161V140H163L162 136H160ZM163 137H165V136H163ZM242 137L244 139V135ZM3 138H4V136H3ZM165 138H164V141H165ZM247 138H249V137H247ZM254 138H252V139H254ZM1 140H2V137H1ZM144 140H143V142L145 143L146 140L145 141ZM158 140L160 141V138ZM245 140L247 141V139H245ZM6 141H8V140H6ZM251 141H253V140H251ZM10 142H11V140H10ZM154 142H151V143H154ZM14 143L16 144L17 142L15 141ZM262 143H263V141H262ZM154 144H151V145L153 146ZM146 145H148V144L146 143ZM0 146H2V144ZM257 146H259V145L257 144ZM3 147L4 146H2V148ZM11 147H13L12 144H11ZM2 148H0V149H2ZM16 148L13 149L14 153H15V149ZM11 151H12V149H11ZM16 152H17V150H16ZM9 153H10V151H9ZM12 154L13 153L11 152V155ZM19 154H20V156H22L21 154H23V152L19 153ZM126 168H127V166L125 167V169ZM128 169H126V170H128ZM129 179L132 180V181H130ZM135 180H136V182H134ZM128 181H130V182H128ZM171 182H174L173 184H171L172 186L170 185ZM118 183H119V181H118ZM142 183H144V184H142ZM147 184L152 186L153 189L158 190L157 192H159V194L158 195L150 194L149 193L150 192L149 191V187H144V185H147ZM10 186H12V185H10ZM8 188H10V187H8ZM8 188H7V190H8ZM11 190H12V188H11ZM122 190L123 189H121V191ZM8 192H10V191H8ZM17 192L19 193V191H17ZM120 192H118V193H120ZM115 195H118V196H116V198L119 197V194H115ZM110 199H111V195H110ZM112 200H113V197H112ZM180 203H181V206H179ZM129 205L131 206V204H129ZM130 208L132 209V207H130ZM133 208H134V206H133ZM131 209H129V210H131ZM133 210L131 211V213H133L132 216H134L133 218H136V220H138V217H137L138 214L135 212V210L134 211ZM108 214H110V213H108ZM59 216H61V215H59ZM108 218H109V216H108ZM66 219H69V218H66ZM178 220H179V218H178ZM57 221H59V218L57 219ZM61 222H62L61 225H64L63 223H65L66 227L68 225H70L65 220H62ZM40 223H42L41 220H40ZM59 223H60V221H59ZM59 223L56 222V224H58L57 226L60 225ZM72 224H73V221H72ZM19 226L17 225L18 229H15L16 227L12 226V228L15 227L14 229H12V230H14L13 232H11V233H5L4 232V235L2 237L0 236V264H35V263H37V264L38 263L53 264L54 260L48 257V255L46 254L47 253L46 249L43 250V249H41L42 247L41 248L39 247V245H40L39 243L40 242L37 239L38 236H36V234H34L35 237L34 236L32 237L34 232H31V231L30 232L32 233V235H29L28 233L24 232L25 231L24 228H25L26 225H24V228L23 227L19 228ZM149 226H150V224H149ZM213 226L217 227V229H215L216 232L213 231ZM69 227H71V226H68V229H69ZM31 228L32 227H30V229ZM33 228L35 229V227H33ZM40 228H41V226H40ZM64 228H65V226H64ZM72 228H74V227H72ZM72 228L70 229L71 231L73 230ZM210 229H212V230H210ZM5 230H3V231H5ZM42 230L43 229H41L40 231L42 232ZM70 230H68V231H70ZM7 231H8V229H7ZM52 231H53V229H52ZM27 232H28V229H27ZM59 232L61 234V231H59ZM62 233H63V231H62ZM65 236L67 237V235H65ZM40 237H42V236H40ZM205 238H206V236H205ZM44 239H46V238L44 237ZM44 239H42V240H44ZM173 239H175V238L173 237ZM63 245H64V243H63ZM51 247H53V245ZM51 247H47V248H49V250L50 249L52 250ZM64 247H66V246H64ZM235 249L238 250L237 246L234 248V250ZM67 250H69V249H67ZM63 253H64V250H63ZM210 258H212V257H210ZM204 261H205V259L201 255V252H198L197 256L194 258V263L195 264H205Z\"/></svg>", "mask_w": 264, "mask_h": 264}]
</instances>
